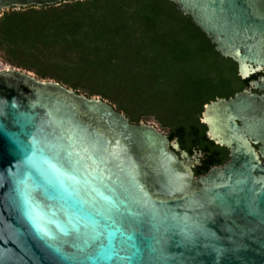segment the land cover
Segmentation results:
<instances>
[{
  "label": "water",
  "instance_id": "95a60500",
  "mask_svg": "<svg viewBox=\"0 0 264 264\" xmlns=\"http://www.w3.org/2000/svg\"><path fill=\"white\" fill-rule=\"evenodd\" d=\"M65 1L0 0V17ZM172 1L242 79L264 72V0H232L223 13L218 0ZM207 109L209 135L232 158L196 177L202 153L108 101L0 71V264H264V162L251 143L264 159V97ZM21 180L35 186L27 204ZM113 202L120 212L105 226L99 213Z\"/></svg>",
  "mask_w": 264,
  "mask_h": 264
},
{
  "label": "trees",
  "instance_id": "16d2710c",
  "mask_svg": "<svg viewBox=\"0 0 264 264\" xmlns=\"http://www.w3.org/2000/svg\"><path fill=\"white\" fill-rule=\"evenodd\" d=\"M0 57L37 79L100 96L132 123L156 119L182 150L204 154L196 176L228 160L200 122L205 105L232 97L261 75L242 79L238 64L217 52L172 0H67L10 8L0 17ZM167 92L181 99L170 121L144 110L163 111L166 105L152 98Z\"/></svg>",
  "mask_w": 264,
  "mask_h": 264
},
{
  "label": "rangeland",
  "instance_id": "374dc122",
  "mask_svg": "<svg viewBox=\"0 0 264 264\" xmlns=\"http://www.w3.org/2000/svg\"><path fill=\"white\" fill-rule=\"evenodd\" d=\"M15 9H20V8H22V7H14ZM7 10H9V9H6V10H4V11H7ZM3 11V12H4ZM2 12V13H3ZM6 69H8V70H11V69H18V68H15V67H13V66H11L10 64H8V63H6L1 57H0V71H3V70H6ZM19 70H21V69H19ZM170 91H172L171 93H172V95L176 92L175 90H170ZM81 92V91H80ZM81 94H83V95H86L85 93H83V92H81ZM159 98L158 99V101H157V99H155V98ZM98 98H101L100 96L98 97ZM102 99V98H101ZM152 99H155V101L154 102H161V103H164L165 105H166V108L163 110V111H159V110H161V109H159L158 110V108L157 107H144L145 109L144 110H146L147 112L149 111V112H157V113H159V115L160 116H162L163 118H165V119H167L168 121H170V117H172L171 115L172 114H174L175 113V110L176 109H173V108H176V107H178L179 105H180V103H181V99H180V97H178V96H174V98L172 99V96H170L169 94H168V92L167 93H160V94H158L157 96H154ZM107 101V100H106ZM109 102V101H108ZM110 103V102H109ZM177 103V104H176ZM111 105H113L112 103H110ZM116 109H117V106L116 105H113ZM118 110V109H117ZM119 111V110H118ZM205 111H206V109H205ZM204 111V112H205ZM121 112V111H120ZM124 115H125V113L124 112H122ZM126 116V115H125ZM127 117V116H126ZM128 118V117H127ZM140 123H143V124H147V125H151V126H153V127H155L158 131H160L161 133H163L164 135H167L168 134V132H169V130H167V129H164V128H162L161 127V125L158 123V121L156 120V119H154V118H150V119H148V121H142V122H140ZM176 142H177V144H178V148L180 149V150H182V148H181V146H180V144H179V142H178V140H176Z\"/></svg>",
  "mask_w": 264,
  "mask_h": 264
},
{
  "label": "flooded vegetation",
  "instance_id": "af4514ba",
  "mask_svg": "<svg viewBox=\"0 0 264 264\" xmlns=\"http://www.w3.org/2000/svg\"><path fill=\"white\" fill-rule=\"evenodd\" d=\"M216 47V46H215ZM261 73V75L257 78V79H255V80H251L249 83H248V86L247 87H244V88H242V89H240V90H237L236 92H235V94L232 96V97H230V98H217V99H215L214 101H211L210 103H208V104H206L205 105V107H204V111H205V109L206 110H208L207 108H208V105H211V104H213L214 102H218L219 100H225V101H230V100H235L236 98H237V96H244V95H253V96H257L258 98L259 97H264V89H259V88H257L255 85H254V82L255 81H258V82H261L262 80V78H264V72H260ZM257 74H259V73H257ZM238 75L241 77V75L239 74V72H238ZM256 75V74H255ZM252 76H254V75H252ZM251 76V77H252ZM251 77H249V78H251ZM242 78V77H241ZM249 78H247V79H249ZM205 113L203 112L202 114H201V117H200V122H201V124H203V125H205V127H206V134H207V137L211 140V141H213L214 142V144H216V145H218L219 147H223V148H225L226 150H227V156H228V160L226 161V163H224L223 165H221V166H215V167H213V168H218V167H223L224 165H226L230 160H231V158H232V156H231V150L225 145V143L224 142H221L220 141V139H218V137H211L210 135H209V132H208V130H209V127H208V124H207V122L205 121ZM238 124H241V122L240 121H238ZM251 143H252V145H253V147H254V149H255V152L257 153V155L261 158V160H262V162H264V159H263V157H262V153H261V151H260V148H261V145L260 144H254L253 143V141H251ZM197 152H199V153H202L201 151H196L195 153H197ZM203 154V153H202ZM203 156H204V154H203ZM203 156L200 158V161H201V159L203 158ZM195 169V168H194ZM195 172V171H194ZM196 175V174H195ZM206 175V174H205ZM204 176V175H203ZM196 177H200V176H196Z\"/></svg>",
  "mask_w": 264,
  "mask_h": 264
},
{
  "label": "snow or ice",
  "instance_id": "6c2138e0",
  "mask_svg": "<svg viewBox=\"0 0 264 264\" xmlns=\"http://www.w3.org/2000/svg\"><path fill=\"white\" fill-rule=\"evenodd\" d=\"M218 2H219V4L221 5L220 12L223 13V12H225V8H224L223 6L226 5V4H231L232 0H218ZM237 54H238V53H237ZM70 155H71V154H69V156H70ZM68 163H69V169H68V170H59V175L69 176L70 171H71V168H72V165H73V162L71 161L70 158H69ZM73 178H74V177H73ZM61 183H62V181H61ZM20 184L23 185L22 194L24 195V203L27 204V203L29 202V201H28V198H29V196L31 195V192H32V190H33V188H34L35 186L29 185V184H28L26 181H24V180H21V181H20ZM119 212H120V208H119V207L113 202V203H112V207L109 208V209L107 210L106 213H99V215L101 216V219L103 220L104 225L106 226L107 223H108V221H110V220L112 219V215H113L114 213H119ZM97 226H98V227L101 226L99 221L97 222ZM37 228L39 229V225H37ZM40 231H43V230L40 229ZM62 231H63V229H62ZM44 235H48V236H50V234L47 233V232H45ZM99 235H100V233L97 232L96 235H94V236L92 237V239H96V238H98ZM50 238H53V239H54V237H50ZM130 238H131V237H130Z\"/></svg>",
  "mask_w": 264,
  "mask_h": 264
}]
</instances>
